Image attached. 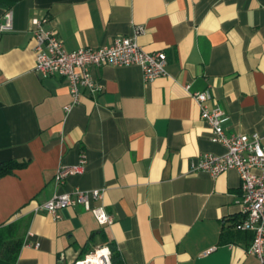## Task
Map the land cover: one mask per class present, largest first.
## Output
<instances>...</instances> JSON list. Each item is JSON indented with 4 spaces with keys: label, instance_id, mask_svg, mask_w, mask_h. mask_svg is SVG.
Masks as SVG:
<instances>
[{
    "label": "crops",
    "instance_id": "0c3cea01",
    "mask_svg": "<svg viewBox=\"0 0 264 264\" xmlns=\"http://www.w3.org/2000/svg\"><path fill=\"white\" fill-rule=\"evenodd\" d=\"M6 10L0 166L22 164L0 175V226L16 223L21 244L12 264H71L109 245L118 264H262L248 252L252 235L232 226L237 171H192L199 157L226 150L210 141L189 93L210 94L227 135L257 134L264 146V0H0V18ZM42 16L68 51L129 37L165 53L166 75L144 82L137 66L93 70L101 90L65 112L67 82L34 72L32 20ZM81 153L84 172L57 185V169ZM76 189L99 190L94 205L112 224L80 206L57 221L38 210Z\"/></svg>",
    "mask_w": 264,
    "mask_h": 264
},
{
    "label": "built area",
    "instance_id": "2783aa9c",
    "mask_svg": "<svg viewBox=\"0 0 264 264\" xmlns=\"http://www.w3.org/2000/svg\"><path fill=\"white\" fill-rule=\"evenodd\" d=\"M46 16L32 20L31 34L34 41V72L41 79L63 78L68 85L71 103L64 107L69 112L81 101L83 92L97 93L101 86L92 72L106 66H137L141 69L144 82H152L166 75L167 58L164 52H146L137 41L129 37H117L107 47H80L68 51L58 38L54 29L49 28ZM13 12L6 10L0 18V37L11 31ZM141 30H139L140 32ZM188 91V87H185ZM192 101L200 110V118L210 128V141L222 145L224 155L205 154L191 165L193 172H205L213 177L237 171L240 178V221L235 230L252 235L248 252L259 258L264 264V146L257 134L227 135L224 124L228 117L213 101L208 92L189 93ZM86 166V158L81 153L75 166H60L54 181L61 186L73 175H81ZM102 198L99 190L82 191L76 189L54 195L49 201L38 207L53 220H60V211L80 206L90 212L101 226L112 224V217L101 206L94 205ZM210 251H207L208 254ZM71 264H113L108 247H100L84 255Z\"/></svg>",
    "mask_w": 264,
    "mask_h": 264
},
{
    "label": "trees",
    "instance_id": "16d2710c",
    "mask_svg": "<svg viewBox=\"0 0 264 264\" xmlns=\"http://www.w3.org/2000/svg\"><path fill=\"white\" fill-rule=\"evenodd\" d=\"M22 164L16 162L8 163L0 166V175L10 172L12 169L21 167ZM240 217V216H239ZM240 221V218L234 220L233 227ZM18 225L11 223L9 225L0 226V264H12L15 254L20 247V242L16 240ZM111 251V261L113 264L119 263V253L113 245H109ZM6 255V256H4Z\"/></svg>",
    "mask_w": 264,
    "mask_h": 264
}]
</instances>
